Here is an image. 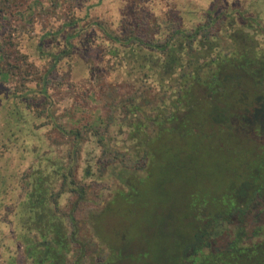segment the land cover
<instances>
[{"label": "trees", "instance_id": "1", "mask_svg": "<svg viewBox=\"0 0 264 264\" xmlns=\"http://www.w3.org/2000/svg\"><path fill=\"white\" fill-rule=\"evenodd\" d=\"M99 3L0 0V56L14 58L0 75L33 77L8 91L15 102L8 117L16 119L0 137V264L121 259L123 249L114 245L94 263L93 255L106 246L95 240L109 242L99 227L105 229L104 216L119 203L137 204L153 174L157 143L171 137L192 140L194 151L205 140L217 148L230 144L243 156L244 170L234 171L220 193L189 191V231L173 229L171 214L156 224L155 238L171 246L158 247L156 263L264 264V0H214L194 25L185 24L177 7L157 16L146 11L145 0H127L117 28L92 17ZM35 8L60 25L39 33L44 68L25 70L20 63L30 64L20 41L17 46L3 20ZM32 25L22 21L19 27L28 35ZM62 65L72 78L73 102L58 115L51 85ZM18 103L44 119L37 129L47 127L57 139L50 132V144L20 148L12 169L11 145L22 131ZM88 143L95 148L85 159ZM139 251L138 262L145 263L151 250Z\"/></svg>", "mask_w": 264, "mask_h": 264}, {"label": "rangeland", "instance_id": "2", "mask_svg": "<svg viewBox=\"0 0 264 264\" xmlns=\"http://www.w3.org/2000/svg\"><path fill=\"white\" fill-rule=\"evenodd\" d=\"M126 1L91 0V4L100 2L91 10L92 17H105L108 21L113 22L114 28H117ZM175 7L182 12L186 25H194L204 20L205 12L214 7V0H145L146 11H150L151 14L153 13V15L157 16H163L170 11L172 14L176 13L173 10ZM190 9L197 11L189 13ZM33 12L37 15L35 25H32L29 20ZM33 12H26L21 17L23 11H18L7 20L9 22L3 20V24H5L3 27L7 28L8 35L12 34L15 43L20 41L21 52L25 54L27 63L30 64V66H27L25 63H20V65H23L22 69L25 68V70L44 68L47 61L41 59L38 53L39 33L50 28H57L60 25V20L42 13L40 8H35ZM84 12L85 9H82L80 14H84ZM58 15H60V10H58ZM22 21L28 23L30 26L32 25L34 28L30 34L26 35L21 32L23 27H19V24ZM6 23H9V26ZM9 39L10 37H7L6 40L8 41ZM48 43V41L45 43L47 49L50 48V44ZM4 47L10 49L6 46V43ZM83 47L85 46H82L81 49ZM18 51L20 50L18 49ZM91 53L96 54L92 50L90 51ZM13 62L14 58L8 59L5 57V60H3L0 56V70L9 69ZM61 67L60 72L55 74L53 84L51 85V92L55 102L54 108L57 110L58 115H62L63 109L70 106L73 102L68 97L71 91L67 84L69 80H72L69 75L68 66L62 65ZM32 78V76L17 75V77H11V79L7 80L0 75V137L3 136L1 133L6 131L9 123H13L16 119L8 117L9 106H15L14 100L8 98V91L14 89L16 84L27 82V80ZM84 80L86 79L80 78L78 81L82 82ZM17 105L21 115L19 126L22 128V131L18 134V142L13 145L10 144L13 151V155L11 156L12 169L17 168L20 148H23L25 152H29L35 146L34 144L41 142V140L44 141V146L50 144L51 140L47 136L50 132L52 138L57 137V134L47 127L37 129L36 124H42L44 119H37L33 115L34 113L29 111L22 103H18ZM13 116L16 117L14 113ZM60 120L66 122L67 117H63ZM46 138L49 142H47ZM190 141L192 140L188 141L178 137H171L157 143L158 157L153 166V174L142 188V196L137 204L128 207L125 202H121L116 206L111 215L104 216L102 222L106 221L105 229H103V225H100L99 230L104 233L105 238L109 242L106 240L104 242L103 238L100 237L95 240L97 244L99 242L106 243V246L104 252L102 251L100 255H93L94 263L101 261V255L104 258V256L112 252V248L108 246L115 245V251L118 249V246L122 247V258L115 261L112 260L108 264H157L158 247L171 246L169 239L155 238L156 234H153V230H155L156 224L161 220L164 221L171 214L172 218L176 220L173 229H178L182 232L189 231V221L185 219L189 191L201 189L209 195L220 193L223 190V186L229 183V179L230 177L232 178L234 171L238 169L240 172H243V156L235 154L234 146L229 144L222 148H217L215 142L205 140L203 141L202 148L194 151ZM26 143L29 144L27 150L24 148ZM93 148H95V143L86 144L83 158L86 159L89 154L88 151L93 150ZM27 158V160H30L31 154ZM24 167L23 165L22 169ZM117 184V182H114V186ZM106 198H108V194ZM62 202L63 205L68 203L67 196L64 197ZM147 245L151 250L149 251V257H145V263H139L137 257L140 255V252H143L139 250L142 247L147 248Z\"/></svg>", "mask_w": 264, "mask_h": 264}]
</instances>
